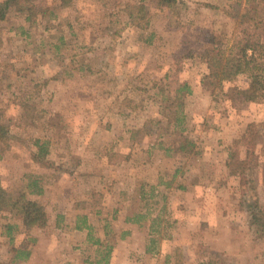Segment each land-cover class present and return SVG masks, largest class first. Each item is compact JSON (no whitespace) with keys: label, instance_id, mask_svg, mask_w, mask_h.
I'll return each mask as SVG.
<instances>
[{"label":"rangeland","instance_id":"1","mask_svg":"<svg viewBox=\"0 0 264 264\" xmlns=\"http://www.w3.org/2000/svg\"><path fill=\"white\" fill-rule=\"evenodd\" d=\"M180 2L33 0L0 22V186L47 216L1 209V262L264 264L244 203L264 211V102L248 75L208 78L215 51L264 34V0Z\"/></svg>","mask_w":264,"mask_h":264},{"label":"trees","instance_id":"2","mask_svg":"<svg viewBox=\"0 0 264 264\" xmlns=\"http://www.w3.org/2000/svg\"><path fill=\"white\" fill-rule=\"evenodd\" d=\"M33 0H5L0 3V22L4 21L11 9H17L19 12L27 10L28 4ZM157 7L165 12L178 15V7L181 0H156ZM235 7H240L236 4ZM237 10V9H236ZM133 21L136 19L133 14L130 15ZM240 24H244L246 17L239 16ZM2 40L0 38V46ZM212 63L209 64L211 74L208 76L211 85L221 84L224 81H230L240 75H248L250 84L247 89L242 91V94L247 102L261 103L264 102V34H251L249 30L243 29L242 37L237 40L234 38L233 44L228 49H219L215 51L212 58ZM185 92L189 93L187 85L181 87L178 91V99ZM0 140L6 141V133L3 126L0 124ZM185 144L180 146V151L184 152ZM41 157V155H39ZM247 163L243 160H238L237 157L230 155L228 168L233 174L244 176L245 166ZM245 186L244 177L241 181ZM31 189L30 194L41 195L44 189L38 186L37 181L28 184ZM252 202L247 200L244 202L249 205L247 207L250 224L257 229L260 235H264V211L260 208L258 198L255 195ZM7 209L10 213L21 218V222L25 228H44L47 225V216L42 204L28 198L27 193H21L18 197H14L0 186V210ZM109 253V251H108ZM109 254L103 257V260H108ZM0 264H5L1 262ZM107 264V262H105Z\"/></svg>","mask_w":264,"mask_h":264},{"label":"crops","instance_id":"3","mask_svg":"<svg viewBox=\"0 0 264 264\" xmlns=\"http://www.w3.org/2000/svg\"><path fill=\"white\" fill-rule=\"evenodd\" d=\"M35 257H36L35 250H32L30 256H29V253L27 254V252H26V255L24 257L25 259H23V260H26V262L22 263V264H29L30 262H33V258H35ZM16 258H18V256H16ZM36 259H37V257H36ZM119 259H120V255H119V251L117 250L116 253H114V255H113L111 264H117ZM14 260H16L15 257H14Z\"/></svg>","mask_w":264,"mask_h":264}]
</instances>
